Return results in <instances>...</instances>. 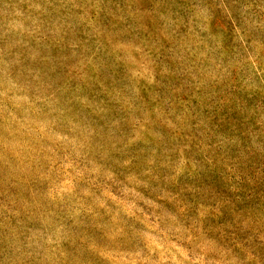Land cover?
Instances as JSON below:
<instances>
[{"label": "rangeland", "instance_id": "1", "mask_svg": "<svg viewBox=\"0 0 264 264\" xmlns=\"http://www.w3.org/2000/svg\"><path fill=\"white\" fill-rule=\"evenodd\" d=\"M0 264H264V0H0Z\"/></svg>", "mask_w": 264, "mask_h": 264}]
</instances>
